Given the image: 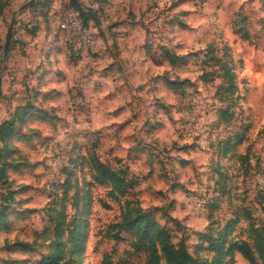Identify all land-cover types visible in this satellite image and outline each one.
<instances>
[{
    "label": "rangeland",
    "instance_id": "1",
    "mask_svg": "<svg viewBox=\"0 0 264 264\" xmlns=\"http://www.w3.org/2000/svg\"><path fill=\"white\" fill-rule=\"evenodd\" d=\"M64 2L93 47L58 28ZM236 130L248 161L216 153ZM251 221L264 235V0H0V264H166L158 228L204 257L219 228L253 244Z\"/></svg>",
    "mask_w": 264,
    "mask_h": 264
},
{
    "label": "trees",
    "instance_id": "2",
    "mask_svg": "<svg viewBox=\"0 0 264 264\" xmlns=\"http://www.w3.org/2000/svg\"><path fill=\"white\" fill-rule=\"evenodd\" d=\"M65 4L66 8L77 11L80 16V12L74 6H72L69 2H66ZM81 22L83 25L88 26L82 18ZM221 69L223 70V81L221 82V91L219 92L218 101L220 103L227 101L229 103V106L225 108H219V112L217 110V112L219 113V123L226 122L228 120V116L232 115V112L229 110V108L233 106L235 104V101L237 100V96L235 95L237 91V86L234 81L233 75L224 68ZM225 73L226 75H224ZM166 84L169 85L171 88H175L174 81L166 80ZM242 131L243 130H236L233 134H226L223 139L219 140L216 153L218 154L220 151L223 153V155H227L228 153L230 154V157L234 155L235 142H240L241 138H243L244 136V132ZM233 140L235 141L232 142ZM220 142H222L221 148ZM238 157L242 161L249 160V156L247 153L239 154ZM97 166L101 180L105 179L113 186V188L120 189L122 194L124 195L127 194L128 184L126 185V178L124 176L123 170H114L113 168L109 167L107 164L102 162H98ZM222 174H224V172H222ZM221 177L223 178V176ZM227 177L228 176L226 175L224 179H227ZM224 190L225 189H223V191ZM125 203L128 206H132V204H134V201L133 199L126 198ZM132 222L135 225H141L139 219H134ZM249 227L252 233L255 234V238H253V244H250L247 240L241 238H236L228 242L226 240V233L229 232V230L225 228V230L222 231L219 228L215 231V235L212 234V237L214 238L208 239L209 242L206 248L210 256L204 257L192 256L190 253L187 252V248H185V246L178 245L174 247L169 244L166 241V238L163 237L164 232L162 231V228H158L156 230V237L159 238V244L161 245V249L165 254L166 264H234V252H238L243 259L248 261L249 264H258V259L264 261L263 229L260 228L258 225H254L252 221L249 222ZM198 246L200 247V245ZM147 264H159L157 254L154 249L152 250L151 255L148 257Z\"/></svg>",
    "mask_w": 264,
    "mask_h": 264
},
{
    "label": "built area",
    "instance_id": "3",
    "mask_svg": "<svg viewBox=\"0 0 264 264\" xmlns=\"http://www.w3.org/2000/svg\"><path fill=\"white\" fill-rule=\"evenodd\" d=\"M65 3L66 2H64V10L62 11L63 16L57 22L58 28L68 33L70 38L74 39L76 43L93 47L96 43V39L90 32L89 27L83 25L79 13L73 9L66 8Z\"/></svg>",
    "mask_w": 264,
    "mask_h": 264
},
{
    "label": "crops",
    "instance_id": "4",
    "mask_svg": "<svg viewBox=\"0 0 264 264\" xmlns=\"http://www.w3.org/2000/svg\"><path fill=\"white\" fill-rule=\"evenodd\" d=\"M248 135H249L248 132L247 133H244V136H243V138H241V141L238 142V143L235 142V147H234L235 153L233 152L234 154H236V151H239L238 148L242 147V149L244 148L242 152L243 153H247L248 156H251V154L253 152V149H254L253 148V145H254L255 138H253L251 136L249 138ZM223 137L224 136H222L220 138V140L223 139ZM234 141L235 140H233L232 142H234ZM221 146H222V142H220V148H221ZM243 153H240V154H243ZM217 155L221 156L222 158H229L230 157V154L229 153L227 155L226 154L223 155V153L220 152V151H219V153ZM238 155H239V153H238ZM221 157H218V158L220 159ZM215 163H216L215 160L213 161L210 158V164H209V167H210L209 174L210 175L208 176V189L210 187L211 182H212V185H213V183L215 185L217 182H219V181H217V178H215L216 175H217L216 173H218L220 176H223V179L226 177V175H228L227 172H226V170H223L224 174H222V172H220L218 168H215ZM222 163H224V162H222ZM223 165H226V163L223 164ZM225 169H226V166H225ZM213 179H214V181H213ZM224 181H225V184L226 185H231V182L229 181V178L228 177H227V179H224ZM214 185H213V188H211V191L213 193H217L219 191V188H214ZM180 187H181V184H178L177 183V186L175 187V189H179ZM228 187H230V186H228ZM227 191H228V188H227Z\"/></svg>",
    "mask_w": 264,
    "mask_h": 264
}]
</instances>
